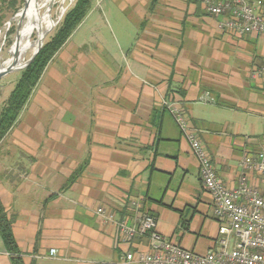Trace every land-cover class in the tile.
<instances>
[{
	"label": "crops",
	"instance_id": "obj_1",
	"mask_svg": "<svg viewBox=\"0 0 264 264\" xmlns=\"http://www.w3.org/2000/svg\"><path fill=\"white\" fill-rule=\"evenodd\" d=\"M135 5L139 32L125 65L106 41L66 51L68 40L0 143V198L24 264H124L128 252L149 250L147 237L123 238L100 207L129 222L151 213L159 232L196 253L220 248L223 222L165 101L188 114L228 188L246 175L263 190L244 158L264 149V34L225 28L204 0ZM86 50L100 62L96 85L74 81ZM0 264H14L2 238Z\"/></svg>",
	"mask_w": 264,
	"mask_h": 264
},
{
	"label": "built area",
	"instance_id": "obj_2",
	"mask_svg": "<svg viewBox=\"0 0 264 264\" xmlns=\"http://www.w3.org/2000/svg\"><path fill=\"white\" fill-rule=\"evenodd\" d=\"M207 10L223 16V26L243 34H264V0H204ZM264 86V64L256 70ZM203 96V100L207 99ZM165 105L173 115L182 135L190 144L199 164L205 189L213 198L214 213L223 222L220 248L199 254L186 249L164 236L157 228V217L144 212L136 222L117 218L115 213L100 207L97 213L113 223L125 239L145 236L149 240L147 252H128L125 263L140 264H264V149L256 156L247 155L244 167L256 171L262 178L263 190L247 183L246 175L236 189L228 188L218 177L210 155L191 126L188 114L171 101ZM131 201V206H137ZM56 249L51 256H56Z\"/></svg>",
	"mask_w": 264,
	"mask_h": 264
},
{
	"label": "rangeland",
	"instance_id": "obj_3",
	"mask_svg": "<svg viewBox=\"0 0 264 264\" xmlns=\"http://www.w3.org/2000/svg\"><path fill=\"white\" fill-rule=\"evenodd\" d=\"M25 2L26 0H0V53H5L13 42L14 35L20 26V21L16 20V15L24 7ZM75 2L76 0H65L63 14L61 13L62 4L60 1L57 0L53 3L51 9L56 24L50 29L45 41L54 33L66 11ZM135 4L136 0H93L88 16L69 38L66 51L83 42H94L96 45L94 43L89 45V49L94 50L100 40H103L106 41L108 48L115 57L114 59L124 66L123 54L135 45L136 40L134 41V39L139 32V13ZM34 38H36V35ZM89 52L86 50L77 54L73 64L74 81L77 80V83L81 84L82 82V84H85L88 79L93 85H96L100 80L99 75H102L101 66L100 62L93 60L91 57L93 52L88 56ZM31 56L32 54H28L27 59ZM95 59L99 60L96 57ZM20 71L10 73L0 79V110L19 79ZM94 72H96V76H94ZM4 148H6V143L0 147V150ZM183 224L184 220L177 230L179 236L185 232Z\"/></svg>",
	"mask_w": 264,
	"mask_h": 264
},
{
	"label": "trees",
	"instance_id": "obj_4",
	"mask_svg": "<svg viewBox=\"0 0 264 264\" xmlns=\"http://www.w3.org/2000/svg\"><path fill=\"white\" fill-rule=\"evenodd\" d=\"M92 2L93 0H76L75 4L64 14L54 33L44 42L43 47L32 63L20 71L19 79L0 110V143L13 128L31 100L49 62L65 45L91 11ZM78 175L79 171H76L69 181H74ZM0 234L4 247L11 255L13 263L24 264L13 234V220L8 215L1 198Z\"/></svg>",
	"mask_w": 264,
	"mask_h": 264
},
{
	"label": "bare ground",
	"instance_id": "obj_5",
	"mask_svg": "<svg viewBox=\"0 0 264 264\" xmlns=\"http://www.w3.org/2000/svg\"><path fill=\"white\" fill-rule=\"evenodd\" d=\"M56 1L26 0L24 7L16 15L20 26L14 35L13 42L5 53H0V70L13 64H23L28 54L35 52L42 35L56 24L51 9ZM59 1L62 4L61 13L63 14L65 0ZM35 35L36 38H34Z\"/></svg>",
	"mask_w": 264,
	"mask_h": 264
},
{
	"label": "water",
	"instance_id": "obj_6",
	"mask_svg": "<svg viewBox=\"0 0 264 264\" xmlns=\"http://www.w3.org/2000/svg\"><path fill=\"white\" fill-rule=\"evenodd\" d=\"M49 31L45 32L42 35V37L40 38V40L38 42L37 49L32 54V56L29 59H27L23 64H21V65L13 64L11 66H8L7 68L0 70V79H2L3 77H5L6 75H8L10 73L20 71V70L24 69L25 67H27L28 65H30L32 63V61L35 59V57L37 56V54L39 53V51L41 50V48L43 47L45 38L48 35Z\"/></svg>",
	"mask_w": 264,
	"mask_h": 264
}]
</instances>
